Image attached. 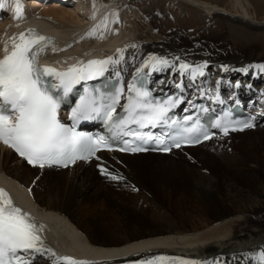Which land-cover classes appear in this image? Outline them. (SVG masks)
I'll return each instance as SVG.
<instances>
[{
  "label": "bare ground",
  "instance_id": "obj_1",
  "mask_svg": "<svg viewBox=\"0 0 264 264\" xmlns=\"http://www.w3.org/2000/svg\"><path fill=\"white\" fill-rule=\"evenodd\" d=\"M63 1L26 0L24 17L18 21L9 18L0 21V56L5 44H12V38L35 29L53 38L42 52L52 63L80 64L119 56V69L128 83L135 68L150 54L169 59L179 57L190 65H203L207 61L204 75H197L193 81L183 76V83L188 85L185 90L195 89L198 95L204 88L205 92L215 95L218 89H224L229 94L264 99L263 90L257 86L259 80H264V70L257 67L264 64V56L221 57L220 48L212 49L209 38H202L204 34L199 29L188 23L180 24L175 18L172 20L168 13L162 12L164 9L160 10V5L150 3L142 15L131 10L132 0H99L98 3L79 0L80 5L75 8H69ZM157 1L160 4L163 0ZM176 1L237 24L264 29V20L253 19L246 0H231L240 9L237 12L204 0ZM191 28L193 32H189ZM228 38L215 43L239 47L246 41H239L234 33ZM118 49L122 50V56ZM243 68L248 71H241ZM236 71H240V76L233 77ZM180 76L174 71H160L150 77L158 88L170 87ZM236 83L240 85L237 93L233 87L228 90V85ZM260 114V126L254 128L260 135L252 136L254 129L224 137L217 135L218 139L204 148L214 135L196 146L181 147L169 154L100 151L90 161L65 168L29 165L0 144V188L6 190L16 206L42 225L45 247L56 254L38 256L34 264H52L53 260L55 264H67L57 259L63 255L92 264H123L153 256L201 262L219 258L228 264H258L259 254L264 250V106ZM235 134L246 136L223 143ZM181 150L195 153L169 159L172 153ZM98 165L105 168L103 173ZM118 176H144L166 195L171 193L169 183L179 182L182 195L195 198L198 207L186 212L179 222L157 220L154 226L139 232L127 233L125 228L106 230L105 222L96 221L100 224L97 225L90 220L88 212L93 208L88 203L119 205L113 200L114 191L119 189L116 195L126 194L124 181L128 178ZM108 177L112 178V185L106 180ZM219 186L226 193H220Z\"/></svg>",
  "mask_w": 264,
  "mask_h": 264
},
{
  "label": "snow or ice",
  "instance_id": "obj_2",
  "mask_svg": "<svg viewBox=\"0 0 264 264\" xmlns=\"http://www.w3.org/2000/svg\"><path fill=\"white\" fill-rule=\"evenodd\" d=\"M3 6V0H0V7ZM16 14H20L18 3ZM52 39L29 29L20 32L18 39L12 38L10 48L5 44L4 54L0 56V142L14 149L30 165L41 168L46 165L67 167L77 159L94 157L98 149L116 146L117 141L112 135H93L76 130L75 124L79 120L93 115L102 118L110 129L119 130L131 138V142L122 139L123 146L119 150L126 152L146 150L139 145L147 144L150 140H155L159 151L168 152L173 146L179 148L181 144H195L201 139H209L214 134L213 128L224 133L229 131L230 121L220 116H216L214 122L206 121L201 114L206 115L209 110L204 108L199 110L201 114L193 112L180 119L173 118L170 110L182 102L183 89L188 86L183 81L174 82L177 91L167 95L161 91L160 95L155 96L150 87L155 83L154 80L149 81L153 72L174 71L193 81L197 75H204L203 67L207 66V61L203 65H190L179 57L169 59L150 54L135 68L125 89L119 86L122 71L119 69V56L88 60L64 70L41 65L38 57ZM117 52L122 56L121 49ZM109 65L113 67L110 69ZM257 67L264 70V64ZM241 71H248V68ZM106 72L109 79L115 77V82L103 85V91L100 88L90 89L85 83L83 93L72 107L69 117L71 124L62 122L58 110L65 97L73 91V86L103 77ZM236 86L240 87L239 83ZM125 90L127 95L123 96ZM122 97L124 103L117 112L116 107ZM251 126V122L241 124L239 130ZM147 127L159 128L160 135L142 131ZM165 139L167 144L164 143ZM98 167L105 171L102 165ZM48 253L56 255L51 248L45 247L42 225L16 206L6 190L0 188V264H34L36 257ZM259 257L258 264H264V250ZM57 259L67 264H92L69 255L58 256ZM165 261L228 264L219 258L201 262L164 256H153L136 264H165ZM52 264H55V260Z\"/></svg>",
  "mask_w": 264,
  "mask_h": 264
},
{
  "label": "rangeland",
  "instance_id": "obj_3",
  "mask_svg": "<svg viewBox=\"0 0 264 264\" xmlns=\"http://www.w3.org/2000/svg\"><path fill=\"white\" fill-rule=\"evenodd\" d=\"M98 1L99 0H93V3H98ZM204 1L219 5L221 7H225L232 12L240 11V9L237 10V8L233 6V2L231 0ZM246 2L247 4H249L248 11L253 19L256 21L264 20V0H246ZM150 3H154L158 6L160 5L159 7L161 9H159H164V11L162 12L168 13V16L172 17V20L173 18H175L176 20L181 22L180 24L184 23L186 25V23H188V26H194V28L196 27L197 31L199 29L204 34L202 38H205V40L209 38L208 41H210L209 44L212 49H215L216 47L220 48L219 56L221 57L226 56L227 58L232 55H234L235 57L253 56L252 54H254L256 57L264 56V29H253L244 24L242 25L231 22L225 17L219 16L217 14H206V12H204V10L200 8L193 7L188 4H183L180 1L176 0H163L160 4L157 0H132V5L130 6V8L131 10H135L136 12L143 15L146 11H148ZM161 16L162 15H160V17ZM247 28L249 30H247ZM177 29L178 27H176V29L174 30L177 31ZM156 30V33H158L159 28H156ZM193 30L194 29L191 28L189 32H193ZM232 32L237 35L239 41H246L243 42L239 47H233V44L231 45V43L228 45L225 43H222V45H217L218 43H215V41L218 39L229 40L228 36L230 34L232 35ZM257 86L261 88V90H263L264 94V80H259ZM251 135H260V131L254 129L251 131ZM245 136L246 135L244 134H235L229 138L224 139L223 143L229 144L232 138L237 139ZM216 139L218 138H214L213 140L211 139V141H209L210 143L208 145H203V147H209L210 144ZM190 153L195 152L191 150H181V152H174L170 156H168L169 159H177L179 157H186ZM197 170L198 169H196V171ZM97 177L98 179H100V176ZM155 177L156 179L159 178L158 176ZM108 178L109 179L106 180L112 185V178ZM128 180L126 182L124 181V183H127V189L125 190L127 191L126 194L124 193L122 195H116L117 193H119L117 192L119 191V189L114 191L115 194L113 200H115V203H118L119 205H112L109 207L102 202L100 203L101 206L99 203L97 204L93 201H90L88 203V205L93 208L88 212V217L90 218V220L95 223L96 221L105 222L107 225V227L105 228L106 230H109L111 228H125V231H127V233L139 232L147 230L148 227L150 228L151 226H154L157 220H175L176 222H179L180 217L182 216V218H184L183 215L186 212L194 210L198 207V203L195 198L191 197L189 194V196L187 194H184V196L182 195V185L179 182L169 183V189L171 190V193H168L167 195H171V197H168L165 193L155 189L152 186V183H150L151 180H146L144 176H131L130 178H128ZM100 182L103 183L104 181ZM247 183L248 182H244L243 184L248 185L249 183ZM219 187V190L221 191L220 193H226V189H224L222 186ZM122 203H124L126 206L124 207ZM97 214L99 215V218ZM86 220L88 221V219ZM96 224L100 225L99 223ZM120 231L124 232L123 230Z\"/></svg>",
  "mask_w": 264,
  "mask_h": 264
}]
</instances>
